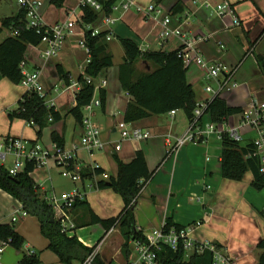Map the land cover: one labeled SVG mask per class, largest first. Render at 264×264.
I'll return each mask as SVG.
<instances>
[{
	"label": "crops",
	"instance_id": "1",
	"mask_svg": "<svg viewBox=\"0 0 264 264\" xmlns=\"http://www.w3.org/2000/svg\"><path fill=\"white\" fill-rule=\"evenodd\" d=\"M8 1L11 4H16L18 6L16 0ZM136 1L138 5L143 7H146L151 2H154V0ZM205 1L207 0H174L172 4L164 7H162L160 1H158L157 4L162 9L163 14L158 16L153 14L151 17H146L144 14L140 13L135 6H133L125 12L122 10L115 11L113 15L117 16L119 19L114 24L109 26L105 24V12L101 11L99 12V16L102 14L104 15V19L102 21L103 24L94 28L89 27V25L86 27L82 25L81 32H75V34L67 37L66 42L75 36H81L84 38L86 29H98L100 32L107 31L111 36L110 39H106L108 43L107 51L112 54L114 61V64L103 70L101 75L108 81V85L105 88L107 99L105 105L102 107L105 114L104 117L107 120L108 129L107 131H104L100 124L99 126L102 130L103 140L108 142V148L94 153L93 155H90L89 152H87L88 157L90 158L89 165L85 163L84 158L79 156L80 150L84 149H80L78 151L77 159L82 167L91 168L93 165H98L104 169V172H106L109 177H111L116 175L108 172L111 164L108 162L107 157H105L104 154L109 155L111 153L114 157L118 156L124 162H130L134 158L137 151H143L147 160L148 168L153 175L144 186L135 210L136 222L139 230L146 234L154 229L161 228L168 219H172L174 224L181 226H191L192 223L202 220L203 222H206L205 224H210L211 230L210 232L205 231L203 229L205 224L201 227L199 226L200 229L199 227H196L193 234L194 239L198 241H213L225 247L230 257H232L236 264H259L262 249L258 247V243L262 238H264V189L258 190L252 185L253 174L251 172H247L244 178L240 181L230 180L223 177L221 164L222 147H218V144L216 143V140L218 139L216 134H211L204 141L199 143L204 147L198 143L190 142L182 146L177 151L169 154V151L176 139L181 137L189 127L188 125L182 130V132L176 130L174 123L178 119V110L174 119H172L169 114H162L152 115L134 121L133 125L143 127L151 132L152 135L149 139L143 141L126 140L123 142V146L120 151L115 150L112 145V142L120 139V135L119 139H114V133L119 132L117 125L121 120L125 119L127 107L133 100L132 96L123 89L119 77L120 65L125 59V49L121 39L134 40L142 50H162L169 52L181 48L183 41L178 36H172L169 39L162 41L160 33L162 30L161 20L164 15L168 14L174 17L171 24L173 27L180 26L182 29L192 34H205V28L217 26L219 24L223 25L224 20L228 17L230 18V21L232 20L233 22L231 15L220 17L216 13L214 5L215 1L218 0H210L209 2L212 6L209 7H207L206 4L203 5ZM225 1L233 7L235 14L241 20L240 26H234L239 28L237 35L250 41L248 32L253 31L256 27H259L260 30H262V35L259 40H262L264 38V0ZM80 2L81 0H79L78 4L81 6ZM190 4H192V6H190ZM64 7L69 10V8H67L68 6ZM80 9H82V7H80ZM74 11L79 13L78 9H74L72 12ZM19 12L20 8L18 6V9L12 15L2 14L3 16L0 17V25L2 24V20L4 18L15 16ZM67 12L68 16L72 13L71 11ZM81 13L83 15V9ZM155 16H157V18ZM159 18L161 20L158 22ZM197 21L198 23L200 22V25H206V27L201 29L200 26L197 25ZM44 22L48 25L50 24V22H47L45 19ZM78 24H76V26ZM228 31V28L223 29V33H227ZM12 34L13 32L11 29H4V31L0 34V43ZM209 34H211V39L206 42H202L200 46L215 39L216 34ZM113 41L119 42L123 47L122 60L118 63L115 62L114 58L113 49L116 46L112 45ZM214 43V48L216 47L219 52L227 51L225 43H223L220 39L216 40ZM77 46L81 47L80 44H77ZM30 47H33L38 51L36 55H34L33 51L29 50ZM42 48H44V45H30L27 51H29L31 56L27 58L25 55V59L30 70H40L41 81L45 87L50 88L55 84L61 83L57 70V66L60 64L63 65L65 70L70 73L71 79H78L82 74H84L85 68L88 64L86 60L87 57L85 59V63L83 62L79 64V69H72L69 61L66 57H63L62 53L64 48L57 57L53 58L42 57ZM206 54H208L207 51ZM247 54L248 52L246 55ZM209 56L210 57L206 59L221 62V60L217 58L216 53H210ZM261 58L264 60V54H261ZM136 67L139 71H152L154 69L153 63L144 59H140L136 63ZM239 69L240 65L238 70ZM5 78L6 77H4L0 71V87L2 89L4 86H7ZM187 78L194 87L196 92V101L198 103L212 98V94L206 91V85L210 81L213 83L216 82L206 78V70L205 73H203L202 78L192 77L188 73ZM25 92L19 94V99ZM227 103L232 106H239L232 104V102L229 101H227ZM74 104L75 103L73 102L64 111L57 108L64 115V121L61 124H56L51 127L52 132L54 130H58L64 135L65 142L66 120L70 115H66V112L70 107L74 106ZM239 107L244 109L243 106ZM96 111L94 119L95 117L98 118L97 121L99 123L100 120ZM165 115L166 118L163 119L162 117ZM208 120H210L209 115ZM188 123L190 124V120ZM77 126L82 129L83 134L82 126L80 124ZM165 127H169L170 129H167L166 131ZM167 133H171L170 136H166ZM4 137L6 136H3L2 138ZM39 138L40 137L38 136L36 139H25L41 143ZM253 139L255 138H247L246 141ZM78 140L79 139L74 140L73 143L79 142ZM6 163L7 162L3 163L1 161V165L4 164L7 166ZM53 165L54 164H51V166ZM97 179L102 178L99 176ZM201 180L212 181L214 185L213 193H209V195H207V192L212 190V186L208 184L201 187ZM37 184L40 187L41 196L43 198H46L48 195L55 194L54 188L50 190L39 183ZM90 186L93 185L90 184ZM83 187L86 188V184L83 183ZM99 194L103 198V205L100 208H98L95 204L93 205L89 203L88 197L84 195V199L81 201H84L85 203L73 208L70 211L69 229L71 235H76L84 244L88 246H95V252L100 254L109 264H130L131 262H134L131 261L133 251L131 247L133 244L136 246V240L134 238L128 240L119 225L107 229L101 221L96 220L98 217L104 220L117 217L124 207L123 197L120 196L119 193H115L113 189L109 187L101 190ZM208 196L212 198L209 206L206 204ZM194 199L202 200L203 203L194 204L192 203ZM17 203H20V205H17ZM228 204L235 207V210L239 215L237 225H241L242 230H239V227H233L230 229L225 227L220 222V210L222 206ZM21 205L22 203L18 199L14 198L11 194L0 188V223H11L15 226L16 230L24 237L25 244L36 249L37 256L40 259V264H65L61 262L59 256L55 252L52 253V251L48 250L49 240L46 237L47 242L44 243L43 246L37 248L35 242L28 240L26 234L19 229V226L16 225L19 218L15 222L11 221L12 215L16 210L22 207ZM19 214L21 213H18V215ZM126 244L129 245L127 249H125ZM7 249L3 258L0 260V264H18L23 255H25L26 251L23 248L21 251L17 249L8 251ZM135 249L137 250V247ZM73 264L80 263L75 261Z\"/></svg>",
	"mask_w": 264,
	"mask_h": 264
},
{
	"label": "trees",
	"instance_id": "2",
	"mask_svg": "<svg viewBox=\"0 0 264 264\" xmlns=\"http://www.w3.org/2000/svg\"><path fill=\"white\" fill-rule=\"evenodd\" d=\"M105 15H112L113 6L118 0H100ZM58 7H63L65 0H50ZM82 21L83 25H89L99 18V12L92 7L84 6ZM26 14L23 10L11 17H6L0 25V34L4 29H11L14 33L0 43V71L2 75L14 83H20L23 79L21 62L25 60V54L30 45L38 46L42 42L43 33L36 29H29L25 23ZM108 32L93 34L92 29L85 30V39L89 45L92 58L87 64L84 74L78 80L82 84L81 90L76 96V105L70 107L66 115L72 114L81 125L85 116L84 107L91 101L94 94V86L87 83L85 76L97 78L102 75L103 70L114 64L113 56L109 53L107 37ZM125 49V59L120 65V82L123 89L132 96L129 103L125 120L134 122L152 115L168 114L172 110H184L189 120L194 117V111L198 106L196 92L193 85L188 81L187 71L183 60L179 57V49L174 51L142 50L132 39H121ZM147 60L154 65L152 71H139L136 63L140 60ZM259 62L264 70V60L260 57ZM60 79L66 84L71 82V76L63 65L57 66ZM102 107L106 103L107 93L103 89L100 93ZM243 108L232 106L222 96H215L210 99L206 113L216 124H222L231 116L243 112ZM8 117L23 118L28 123L34 122L38 125L37 136L41 137L45 127L55 124L64 119V115L55 107H48L45 100L36 92L26 91L18 101V107L8 112ZM50 117L52 121H50ZM33 124V125H35ZM52 139L61 146H65V137L58 131L52 132ZM254 140V139H253ZM253 140L236 141L228 134H224L221 140L222 155L221 164L223 177L230 180L240 181L247 172L253 174L252 185L258 189H264V173L261 172V160L255 155ZM172 152L169 151V154ZM118 164V173L108 179H97L104 169L84 168L80 169L82 181L91 179L92 185L98 188H112L121 194L124 200V207L117 217L110 219L97 218L103 225L110 229L119 225L127 237L145 242L146 235L138 229L135 210L139 197L144 186L152 178L153 173L149 170L147 160L143 151L136 152L130 162L122 161L115 156ZM72 163L69 166L72 169ZM34 163H27L24 171L17 175H11L5 165L0 164V188L18 199L26 212L34 215L40 221L42 234L49 240L48 248L53 250L65 264H73L75 261L80 264H109L100 254L95 252V246L84 244L76 235H71L63 230L61 220L55 218L54 209L47 199L41 196L40 187L32 176L36 169ZM75 168V167H74ZM85 202L77 199L73 208L83 205ZM54 218V220H53ZM167 229L171 226L182 227L174 224L172 219L167 220ZM0 238L9 241L10 245L20 250L25 245L24 237L16 230L11 223H0ZM218 244V243H217ZM219 245V244H218ZM125 245V249L128 248ZM258 247L262 249L259 264H264V238ZM186 251L181 242L177 249L169 245H163L158 251V257L163 264H186ZM213 253L207 251L203 254L193 253L190 257V264H212ZM18 264H40L37 254L33 257L23 255Z\"/></svg>",
	"mask_w": 264,
	"mask_h": 264
},
{
	"label": "built area",
	"instance_id": "3",
	"mask_svg": "<svg viewBox=\"0 0 264 264\" xmlns=\"http://www.w3.org/2000/svg\"><path fill=\"white\" fill-rule=\"evenodd\" d=\"M20 10H23L26 14L25 23L27 28L36 29L39 33H43L42 42L39 45H44L42 48V57L53 58L57 57L64 48L66 39L69 35L75 34L74 28L76 24L82 23V15L75 11L69 14L67 20L48 25L44 22L42 15V7L44 2L42 0H16ZM81 7L89 6L97 12H104L103 5L100 0H81ZM215 11L220 17L231 15L233 18V25L240 26L241 20L235 14L233 7L225 0L215 1ZM135 6L137 10L144 14L146 17H151L153 14L162 15L163 11L160 6L151 2L148 6L143 7L138 5L136 0H118L113 6V10L128 11L131 7ZM206 6H212L210 2L206 3ZM113 12V13H114ZM157 16H155L157 18ZM119 18L115 15H106L105 24L107 26L114 24ZM161 19H158V22ZM162 41L169 39L172 36H178L183 41L182 47L179 49V57L183 60L185 66L189 67L192 64H198L206 70V78L208 80H214L216 83L209 82L206 85V91L212 94V98L215 96H222L224 91H231L237 86V71L239 65L230 67L216 60L206 59L200 51V44L211 39V34H192L182 27H173L172 17L170 15H164L161 20ZM15 31L13 34H17ZM100 31L93 30V34L97 35ZM85 36V33H84ZM108 39L111 38L108 34ZM79 44L85 49L87 53V63L91 61L92 52L89 45L86 42L85 37L79 42ZM21 70L23 79L21 85L26 91L38 93L44 100L48 107L56 106V98L52 97L53 92H57L58 96L65 92H71L74 96V105H76L77 93L81 90L82 84L78 79H71L69 84H66L61 80L60 84H55L50 88L45 87L41 81L40 70H30L27 66L26 59L21 62ZM87 83L94 86V94L91 101L84 107L85 116L81 126L83 128V134L79 142L73 143L69 149L65 146L59 145L54 142L50 146H45L38 141H29L22 137L7 136L0 139V160L5 163L8 157L13 156V160L10 166H6L11 175H17L24 171L27 163H34L36 167H44L53 162L56 165H64L67 170L63 172V175L70 177L72 180L81 182L82 177L80 174L81 164L78 162L77 155L80 149L87 150L90 155L99 151L105 150L108 146V142L102 138V130L100 126L95 123L94 116L96 109L102 107L101 91L108 85L106 78L101 75L97 78L85 76ZM211 98V99H212ZM210 99L198 104L194 111V117L190 121L187 131L179 138L171 148V152H175L182 146L190 142H202L211 134H216L220 140H222L224 134H228L232 139L236 141H244L242 134L240 133V127L250 126L258 132V136L253 140L256 151L255 155L261 160V172L264 173V99L260 100L253 97L251 107L244 109L240 113L241 118L239 123L234 129L219 130L220 124L214 123L211 119L205 120L206 108ZM177 110H172L168 114L172 119L176 117ZM50 121L52 118L50 117ZM31 125L35 124L33 121ZM229 119H227L221 125L227 126ZM117 128L121 133L119 140L112 142L115 150L120 151L122 144L126 140L143 141L151 137V132L143 127L133 125V122H128L125 119L121 120ZM74 164L72 169L69 166ZM4 165V164H3ZM92 168H98V165L91 166ZM102 179H108L109 176L106 172L100 175ZM45 199L51 203L54 209L55 218L61 220L63 224V230L70 233V211L73 209V205L77 199L83 200L84 194L79 188H76L63 200H59L56 195H48ZM25 211L23 206L16 210L11 217V221L15 222L18 219V213ZM264 216V215H263ZM196 227L171 226L167 229V223L161 228L154 229L147 232L146 241L141 242L136 240V247L138 252V260L144 264H163L159 257L158 251L163 245H169L173 249H177L178 245L182 242L186 254L199 253L203 254L207 251L213 253L212 264H236L230 257L227 249L221 245H218L213 241H198L194 239V232ZM10 246L9 241L0 238V260L3 258L6 249ZM26 246L25 255L33 257L37 252L29 245ZM24 247V246H23ZM89 259L87 263H90ZM84 263V264H87ZM130 264H136L131 262Z\"/></svg>",
	"mask_w": 264,
	"mask_h": 264
},
{
	"label": "rangeland",
	"instance_id": "4",
	"mask_svg": "<svg viewBox=\"0 0 264 264\" xmlns=\"http://www.w3.org/2000/svg\"><path fill=\"white\" fill-rule=\"evenodd\" d=\"M160 1V4L162 7L169 6L174 2V0H154L155 3ZM210 0H207L203 3L205 5ZM44 5L42 7V14L43 18L50 22L49 25L55 24L56 22H62L68 19V12L67 11H73L74 9H78L79 15L81 17L82 9H80V5L78 4L79 0H65V3L63 7H58L50 2V0H43ZM79 6H78V5ZM64 6H68L69 10L65 9ZM192 6V4H190ZM214 7H217V5H214ZM18 9V6L16 4H11L8 0H0V17L3 15H12L16 10ZM3 14V15H2ZM172 19H174L173 16H171ZM104 19V15H100L97 21L89 24V27H99ZM200 23V22H199ZM197 21V25L200 26V28L206 27V25H200ZM204 24V23H203ZM82 24H78L75 28V32H81L82 31ZM85 27L88 25H84ZM228 28L229 31L227 33H223V29ZM205 30V31H204ZM203 31L205 34L213 33L216 34V37L214 40L207 44H203L200 46L201 54L208 58L210 57V53H216L217 58L223 62V64H226L230 67H234L236 65H240V69L238 70V74L236 76V79L238 77L237 86H235L231 91H224L221 95L222 97L226 98L227 101L232 102V104H236L239 106H243L244 109H248L251 107V102L253 97H256L260 100L264 99V74H263V68H261L259 58L261 57V54H264V38L262 40H259L262 35V30H260L259 27H256L253 31L248 32L250 41L246 40L244 37H239L237 35V32L239 28L234 27L232 20L230 21V18L224 20L223 25L219 24L217 26L208 27L205 28ZM209 30V32H208ZM222 32V33H221ZM221 33V34H219ZM83 39L81 36H75L70 38L64 47L63 51V57H66V59L69 61V64L71 65V68L79 69V64L85 63V59L87 57L85 50L83 47L77 46L79 42ZM221 40L223 43H225L227 47V51L225 52H219L216 47L214 48L215 41ZM112 45H115L114 47V58L115 62L118 63L122 60L123 55V47L120 45L119 42L113 41ZM206 50H205V49ZM29 50L33 51L34 55L38 52L33 47H30ZM206 51L208 54H206ZM248 54L246 55V53ZM27 58L31 56L29 51L25 54ZM246 55V57H245ZM54 68V67H53ZM53 71V70H52ZM187 73L192 77H201L203 73H205V70L202 69L199 65H192L189 67ZM7 86H4L3 89L0 87V139L3 136H13V137H25V138H33L36 139L37 136V129L38 125H31L27 122V120L23 118H14L10 119L8 117L9 111H14L18 107V99L19 94L22 92H25V89L20 83H14L8 78H5ZM52 97L56 98V106L59 110L64 111L74 102V96L71 92L63 93L60 96H58L57 92L52 93ZM96 113L98 114L100 122L98 123L97 119L95 117L94 121L98 125L104 129V131H107V120L104 117L103 108L100 107L97 109ZM168 117V115H167ZM163 119L166 118V115L162 117ZM241 118L240 114H236L230 117L229 124L226 126L219 125L218 129H234L236 125L239 123V119ZM171 121V119L169 118ZM208 120V116H205L204 121ZM64 120H61L55 124H52L48 127H45L42 131V135L39 138L40 142L43 145H51L53 143L52 139V130L51 127L56 124L63 123ZM188 117L184 110L178 111V119L174 123L176 130L179 132H182L184 128H186L189 125ZM79 123L77 122L74 115L70 114L69 117L66 120V142H65V148L69 149L76 139H81L82 137V129L78 127ZM169 130V127H165V130ZM172 131V130H171ZM173 133V131H172ZM240 133L243 136V139L246 140L247 138H256L258 136V132L251 128L250 126H241L240 127ZM171 133H167L166 136H170ZM119 135L121 137V133L115 132L114 133V139L118 138ZM78 140V141H79ZM195 143H201V142H195ZM216 143L218 144V147H222L221 140H216ZM202 147H204L202 144H199ZM108 148V147H106ZM105 148V149H106ZM219 149V148H217ZM86 150H80V157L84 158L86 164H90V158L88 157V153ZM109 152V151H108ZM105 157H107L108 162L111 164L110 169H108V172L114 175H117L118 173V164L116 161V158L110 153L104 154ZM13 160V156H9L7 160V166H10L11 161ZM1 164V160H0ZM51 164H54L51 162L49 165H46L44 167H37L34 172L32 173L33 178L37 181V183L45 186V188L52 190L54 188L56 197L59 200H63L66 198L72 191H74L76 188H80L84 195L88 197V201L91 204H95L98 208H100L103 205V198L99 194L101 190L104 188H98L95 186H90L92 184L91 179H86L85 184L86 188L83 187L82 182H77L72 180L70 177H66L63 175V172L67 170V168L64 165H56L54 164L51 166ZM51 167V168H50ZM210 184L212 186V190H209L207 192L213 193L214 191V185L212 181H200V186H205ZM115 193H117L115 190H113ZM54 193V192H52ZM119 195V194H118ZM206 195V196H207ZM121 196V194H120ZM212 201V198L208 196V199H206V204H208ZM208 202V203H207ZM192 203L202 204L203 201L199 199H194ZM101 204V205H100ZM17 205H20V203H17ZM22 206V205H21ZM20 206V207H21ZM235 207H232L231 205H224L222 206L220 210L221 219L220 222L228 228L233 227H239V230H242L241 225H237L239 219V215L236 212ZM207 215V214H206ZM19 220L16 222V225L19 226V229L23 231L28 240H31L35 242L37 245V248L40 246H43L44 243L47 242V239L43 234H41L40 227H39V221L38 218L34 215L29 214L26 211H23L21 214L18 215ZM206 218V217H205ZM204 218V219H205ZM206 222H203L202 220L192 223V227H201ZM199 227V229H200ZM203 229L207 232H210V224H205ZM26 245V244H25ZM24 245L23 249L26 250V246ZM132 260L136 264H144L142 262L138 261V253L135 249L136 246L133 244L132 247ZM13 249H16L12 245L8 247V251H12ZM22 249V250H23ZM34 249V248H33ZM18 250V249H17ZM36 251V249H34ZM49 251L53 250L48 249ZM21 251V249H20ZM191 253H188L185 255L186 264H190L189 260L191 257Z\"/></svg>",
	"mask_w": 264,
	"mask_h": 264
},
{
	"label": "water",
	"instance_id": "5",
	"mask_svg": "<svg viewBox=\"0 0 264 264\" xmlns=\"http://www.w3.org/2000/svg\"><path fill=\"white\" fill-rule=\"evenodd\" d=\"M53 220H54V218H53Z\"/></svg>",
	"mask_w": 264,
	"mask_h": 264
}]
</instances>
